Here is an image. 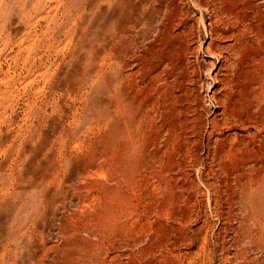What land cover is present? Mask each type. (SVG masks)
<instances>
[{
	"label": "rangeland",
	"instance_id": "1",
	"mask_svg": "<svg viewBox=\"0 0 264 264\" xmlns=\"http://www.w3.org/2000/svg\"><path fill=\"white\" fill-rule=\"evenodd\" d=\"M203 1L0 0V264H264V0L233 91Z\"/></svg>",
	"mask_w": 264,
	"mask_h": 264
},
{
	"label": "bare ground",
	"instance_id": "2",
	"mask_svg": "<svg viewBox=\"0 0 264 264\" xmlns=\"http://www.w3.org/2000/svg\"><path fill=\"white\" fill-rule=\"evenodd\" d=\"M157 3H160L161 0H156ZM214 2L220 4L216 9V12H218L217 14V21L220 22V24H224L225 27H218V26H213L212 28H210V30H208V33L212 39V42L209 44L210 48H213V45L215 44L214 40L215 39H220V37H230L232 38L235 42L233 44H228V45H218V51H217V56L221 57L224 62L221 66V69H219L220 71L225 69L227 70V73H224V78H220L218 80L219 83L225 85L227 87V89H230L231 91H233V86L232 85V80L234 79V76L236 77V65L239 64L240 61H242L243 59V50L246 46L245 44V40H244V33L246 31V29L249 27V18L248 16L250 15V4L252 0H213ZM200 5L201 6H207L206 3L203 0H199ZM162 3V2H161ZM215 3V4H216ZM198 5V3H197ZM217 6V4H216ZM201 8V7H200ZM137 9V8H135ZM202 9V8H201ZM143 10V9H142ZM179 11H177L174 7L172 8L170 5H165V7H160L158 4H154L152 7L148 8L147 10H144L142 13L141 18H137L136 15V19L134 18V20H132V23L134 26L137 25H142L144 28L150 29L153 26L154 20L156 18H158L159 16H163L162 18L165 20H167V22H163L159 21L158 23H160L158 29L160 31H164V30H168L171 25H173V27H180L182 26L184 23L183 22H176V18H179ZM223 15H227V19L223 18V16H221V14ZM128 13V12H127ZM123 14V13H121ZM126 14V13H125ZM133 14V13H132ZM135 14V12H134ZM117 15V14H116ZM129 15V14H128ZM140 15V14H139ZM138 15V16H139ZM183 15V14H182ZM214 15V14H213ZM257 15V14H256ZM118 16V15H117ZM178 16V17H177ZM122 17V16H121ZM160 17V18H161ZM186 17V16H184ZM133 18V17H130ZM182 19V18H181ZM211 19V18H210ZM180 20V19H178ZM156 21V20H155ZM216 21V20H215ZM127 20L121 19V27L119 29V33L122 32L123 34H127V28H125L126 26L123 25L124 23H126ZM129 22V21H128ZM176 22V23H175ZM186 22V21H185ZM187 23V22H186ZM185 26V25H184ZM240 27V28H237ZM129 27V25L127 26ZM175 27V28H176ZM116 28V26H115ZM119 28V27H117ZM135 28V27H134ZM142 28V27H141ZM130 29V27H129ZM178 29V28H177ZM118 30V29H117ZM116 31V30H115ZM131 31V29H130ZM168 33V32H167ZM184 33V30H183ZM121 34V33H120ZM165 34V33H164ZM180 35V34H179ZM186 35V33H185ZM184 35V36H185ZM195 35V34H194ZM160 36V35H159ZM182 36V35H181ZM116 37V36H115ZM183 37V36H182ZM197 37V36H196ZM247 37V36H246ZM172 38V37H171ZM186 38V36H185ZM229 38V39H230ZM183 39V38H182ZM231 39V40H232ZM183 42V41H182ZM148 46V45H147ZM181 46V45H180ZM184 47V46H183ZM209 48V47H208ZM209 48V49H210ZM171 49V48H170ZM246 49V48H245ZM157 50V49H156ZM165 50V49H164ZM182 50V49H181ZM173 51V50H172ZM171 51V52H172ZM175 52V50H174ZM161 53V52H160ZM168 53V52H167ZM227 54V55H226ZM160 55V54H159ZM174 55V54H173ZM178 55V52H177ZM180 55V54H179ZM233 55L236 56V60H233ZM168 56V55H167ZM169 57V56H168ZM164 58V57H163ZM174 58V56H173ZM171 58V59H173ZM176 58V57H175ZM175 58L173 60H168L167 64L171 67L170 71H169V76H173V90H175V88H178V92L182 91L183 95H187V93L189 92V87L185 86V82L186 79L185 75L183 73L184 70V66L179 65ZM220 58V59H221ZM156 59V58H155ZM177 59V58H176ZM162 61V60H161ZM166 61V60H165ZM164 61V62H165ZM160 62V61H159ZM244 62V61H243ZM241 63V62H240ZM147 65V64H146ZM162 65V63H161ZM148 66V65H147ZM167 66V65H166ZM156 67V66H154ZM159 67V66H158ZM163 67V66H162ZM160 68V67H159ZM169 68V67H168ZM223 68V69H222ZM156 69V68H155ZM158 69V68H157ZM188 69V68H187ZM167 70V69H166ZM158 71V70H157ZM168 71V70H167ZM232 71H234V75L232 73ZM186 72V71H185ZM194 72V71H193ZM166 73V72H165ZM197 73V72H196ZM217 74V73H216ZM242 75H244L242 73ZM242 75L240 78H242ZM246 77V75H245ZM189 78V77H188ZM248 78V77H247ZM191 79V78H190ZM189 79V80H190ZM236 79V78H235ZM244 79V78H243ZM250 80V79H249ZM235 81V80H234ZM238 81V80H237ZM190 82V81H189ZM188 83V80H187ZM192 83V81H191ZM190 83V84H191ZM234 83V82H233ZM241 85V84H240ZM238 86V85H237ZM193 89V88H192ZM190 89V90H192ZM226 89V88H225ZM176 91V90H175ZM235 91V90H234ZM254 91V90H253ZM238 92V91H237ZM248 92V91H247ZM161 93V92H160ZM249 93V92H248ZM181 94V95H182ZM190 93H188L189 95ZM231 94V93H230ZM182 95V96H183ZM238 95V94H237ZM216 96V95H215ZM172 98V97H171ZM181 98V96L176 95L175 92H173V104L178 102L179 99ZM184 98V97H183ZM217 102H219L218 97H215ZM186 100V98L184 99ZM183 100V101H184ZM182 101V100H181ZM228 101V100H227ZM251 101V100H250ZM183 103V102H182ZM180 102V104H182ZM227 103V102H226ZM232 103V102H231ZM179 104V105H180ZM230 104V103H229ZM228 105V104H227ZM177 106V105H175ZM181 106V105H180ZM229 106V105H228ZM182 107V106H181ZM231 107V106H230ZM180 108V107H179ZM229 109V108H228ZM182 110V109H181ZM180 110V112H181ZM149 111V110H148ZM153 111V110H152ZM231 111V109L229 110ZM183 112V110H182ZM179 113V112H178ZM182 114V113H181ZM215 119V118H214ZM185 150V149H184Z\"/></svg>",
	"mask_w": 264,
	"mask_h": 264
}]
</instances>
